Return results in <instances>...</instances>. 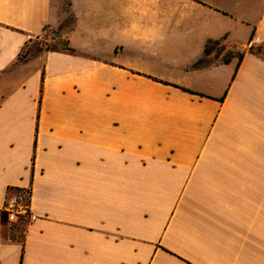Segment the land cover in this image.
I'll return each mask as SVG.
<instances>
[{
    "label": "crops",
    "instance_id": "obj_1",
    "mask_svg": "<svg viewBox=\"0 0 264 264\" xmlns=\"http://www.w3.org/2000/svg\"><path fill=\"white\" fill-rule=\"evenodd\" d=\"M258 46L264 0H0V264H264Z\"/></svg>",
    "mask_w": 264,
    "mask_h": 264
},
{
    "label": "rangeland",
    "instance_id": "obj_2",
    "mask_svg": "<svg viewBox=\"0 0 264 264\" xmlns=\"http://www.w3.org/2000/svg\"><path fill=\"white\" fill-rule=\"evenodd\" d=\"M72 22H73L72 15L70 13H67L58 25L46 27L39 36L31 40L28 47L22 53V57H20V60H23L25 56H30L33 53H36L42 49L45 50V49L53 48V47L60 48L64 46L65 38L63 36V33L66 29H68L72 25ZM216 48L221 50L222 45L219 44L217 45ZM253 49L255 51H258L264 54V46H258ZM239 51H240V48L236 46H230V45H227L226 49L224 50V52L226 53L235 52L236 54H238ZM23 225H24V222H22L20 219H17L15 224L11 227L15 228L18 232V235H20Z\"/></svg>",
    "mask_w": 264,
    "mask_h": 264
},
{
    "label": "built area",
    "instance_id": "obj_3",
    "mask_svg": "<svg viewBox=\"0 0 264 264\" xmlns=\"http://www.w3.org/2000/svg\"><path fill=\"white\" fill-rule=\"evenodd\" d=\"M27 198L28 195L26 193L22 196H11L6 201L5 206L9 211L19 210L22 213H26L28 206Z\"/></svg>",
    "mask_w": 264,
    "mask_h": 264
},
{
    "label": "trees",
    "instance_id": "obj_4",
    "mask_svg": "<svg viewBox=\"0 0 264 264\" xmlns=\"http://www.w3.org/2000/svg\"><path fill=\"white\" fill-rule=\"evenodd\" d=\"M72 18H73V16H72ZM45 29V28H44ZM218 44V42H214L213 43V47H211V48H206V50H205V52L206 53H209L210 51H212V49L215 47V45H217ZM48 50H62V51H66V52H73L74 50L72 49V48H70L69 46H68V44H67V42H66V40H65V44H64V46H62V47H60V48H57V47H53V48H48ZM241 54L239 55V58H241ZM20 57H22V55L20 56ZM29 201V195H28V198H27V202Z\"/></svg>",
    "mask_w": 264,
    "mask_h": 264
}]
</instances>
